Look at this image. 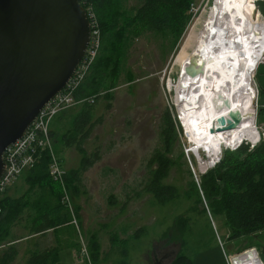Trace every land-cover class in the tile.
<instances>
[{"label": "rangeland", "instance_id": "rangeland-1", "mask_svg": "<svg viewBox=\"0 0 264 264\" xmlns=\"http://www.w3.org/2000/svg\"><path fill=\"white\" fill-rule=\"evenodd\" d=\"M234 1L248 10L254 26L256 58L252 77L257 91L255 127L260 135L255 143L243 140L235 147H222L220 153L225 149L235 150L243 142L253 147L264 139V112L260 114L264 109V77H257L258 66H264V43H257L254 21V17L260 20L264 29V4H261L264 0ZM137 3L138 0H127L126 6L132 8ZM212 3L213 0L197 3L187 31L175 46L170 37L166 40L155 32H147L133 39L125 48L118 87L111 92L113 99L107 101L102 95L94 104V127L82 145L87 165L83 164V156L76 148H68L61 142L57 147L55 143L66 174L80 170L77 178L80 194L78 197L73 194L74 208H79L78 224L70 227L67 239L62 241L61 264H148L147 259L156 264L155 258L159 264H170L181 250L193 264H226L224 251L228 256H236L243 251L246 240L228 242L223 219L212 218L210 213L203 214V206H197L194 197L188 199L186 196L190 181H198L200 174L215 166L211 165L208 151L198 150V145L191 141L179 107L175 105L181 85V68L176 61L180 55L191 54L195 49L196 37ZM129 72L134 77L131 83L127 81ZM83 99L77 98L78 101ZM190 100L193 101L191 97L185 98V101ZM80 106L67 109L66 118L77 114ZM167 112L175 122L177 137L170 153L176 165L165 183L179 187L181 196L160 205L144 188L149 181L148 162L155 151L163 149L161 130ZM58 126L66 129L67 120L60 121ZM190 149L200 162L189 154ZM180 217L191 218L184 246L176 229V221ZM19 227L13 231V239L28 236L26 226ZM93 234L101 247L97 262H93ZM42 236L15 243L18 253L11 264H27L28 250L33 244L45 247L47 238L42 240ZM253 239L264 261V235ZM6 248H0V256Z\"/></svg>", "mask_w": 264, "mask_h": 264}, {"label": "trees", "instance_id": "trees-1", "mask_svg": "<svg viewBox=\"0 0 264 264\" xmlns=\"http://www.w3.org/2000/svg\"><path fill=\"white\" fill-rule=\"evenodd\" d=\"M126 1L83 0V7L86 10L91 7L96 14L102 45L99 57L76 98L97 96L99 99L104 93V99L112 100L111 92L118 87L125 48L133 39L147 32H155L166 40L170 37L175 46L187 31L193 19V10L200 0H138L132 8L126 6ZM254 21L258 32L257 43L263 44L264 29L260 20L254 17ZM259 75L264 77V66H258L257 77ZM133 78L129 72L127 81L131 83ZM262 87L264 89V83ZM107 107L110 108V105ZM80 108L77 114L66 118L68 111H63L55 118L51 126V138L57 154L59 152L55 143L58 147L61 142L69 148H76L83 156V164L87 165L88 159L82 145L94 127L95 105L85 103ZM263 112L264 109L260 114ZM62 120H67L66 129L58 126ZM161 137L163 149L155 151L148 162L149 181L144 190L158 204L165 205L181 196L179 187L165 183L176 165V161L170 157L177 137L176 125L168 112L165 114ZM31 170L32 189L37 187L44 190L43 197H29V193L18 198L6 197V193L0 197V248L7 247L0 256V264H11L15 260L18 251L10 245L15 242L10 240L11 234L13 228L25 220L29 235H43L50 229L54 232L60 229L58 231L66 233L72 222L71 211L62 203L63 189L50 176L49 155L44 154ZM223 171L225 173L220 181L218 177ZM79 174L80 170H72L66 175L65 181L68 191L76 197L80 194L77 184ZM186 196L188 199L194 197L196 205L203 206V214L210 213L212 218L223 219L228 242L246 240L243 251L256 247L253 238L264 235V139L253 147L243 142L235 150H223L221 161L213 169L200 174L198 181H190ZM75 208L79 213V208ZM190 221L189 217H180L176 221L182 246L187 243L184 237L190 231ZM91 246L95 254L93 262H97L101 247L95 234L91 236ZM61 251V243L45 250H34L30 252L27 264H61ZM170 264H193V261L181 250Z\"/></svg>", "mask_w": 264, "mask_h": 264}, {"label": "water", "instance_id": "water-1", "mask_svg": "<svg viewBox=\"0 0 264 264\" xmlns=\"http://www.w3.org/2000/svg\"><path fill=\"white\" fill-rule=\"evenodd\" d=\"M82 2L0 0V177L5 150L66 88L87 53L91 28ZM183 72L195 77L202 69L189 64ZM183 91L179 85L180 96ZM240 122L239 114L231 113L219 119L218 130H233Z\"/></svg>", "mask_w": 264, "mask_h": 264}, {"label": "bare ground", "instance_id": "bare-ground-1", "mask_svg": "<svg viewBox=\"0 0 264 264\" xmlns=\"http://www.w3.org/2000/svg\"><path fill=\"white\" fill-rule=\"evenodd\" d=\"M253 33V21L242 4L234 0H213L196 37L195 49L191 54L180 55L176 61L180 64L184 91L182 96H176L175 105L179 107L191 141L198 145V150L208 151L211 165L222 147H235L243 140L255 143L260 135L255 127ZM189 64L200 67L202 73L195 77L186 75L183 70ZM187 97L193 101H185ZM231 113L239 114L240 124L233 130H218L219 119H227ZM235 262L256 264L252 255L248 259L238 257Z\"/></svg>", "mask_w": 264, "mask_h": 264}, {"label": "built area", "instance_id": "built-area-1", "mask_svg": "<svg viewBox=\"0 0 264 264\" xmlns=\"http://www.w3.org/2000/svg\"><path fill=\"white\" fill-rule=\"evenodd\" d=\"M86 11L90 20L91 40L85 57L77 67V70L66 88L46 104L32 122L24 136L5 150V170L0 177V197H3L8 189L16 183L18 178L25 171L33 169L41 157L47 153L49 155L50 176L54 181L60 183L63 189L62 203L71 211L74 225H77L78 223L75 216L73 199L66 187L65 181L67 174L64 169L63 161L54 150L51 138V126L55 118L61 112L78 104L83 105L87 103L89 105H94L97 102V96L84 98L82 101H78L76 98L80 87L87 79L91 69L98 59L102 45V34L96 14L91 7ZM102 95L103 94L101 93V96ZM193 149H190L189 154H192L193 158L200 162L193 153ZM221 158L222 153H220V156L212 166H216V164L221 161ZM250 255L254 257L256 264H264L258 249L255 247L248 248L236 256H228L224 251L226 264H237L235 262L236 258L244 257L245 259H248L250 258Z\"/></svg>", "mask_w": 264, "mask_h": 264}, {"label": "crops", "instance_id": "crops-1", "mask_svg": "<svg viewBox=\"0 0 264 264\" xmlns=\"http://www.w3.org/2000/svg\"><path fill=\"white\" fill-rule=\"evenodd\" d=\"M65 111L67 112V110H65ZM63 145H65V144H63ZM32 175H33L32 170L25 171L18 178V180L16 181V183L14 185H12L8 189V191L6 192L5 196L6 197H12V198H18V197H22L24 195H27V193H29V197H41V196L43 197L44 196V190L39 189L37 187L34 188V189H32ZM70 194H71V197L73 199V193H70ZM32 213H34V212H32ZM75 216L77 218H79V213L76 212V208H75ZM81 221H82V219H81ZM22 225L25 227V226H27V223H26V225H24V222H23L20 225L15 226L13 228L12 234H11V239L10 240L12 242L13 241H15V242L11 243L10 245H13L14 246L15 243L18 244V243L23 242V241L32 240V239L34 240V238H36L38 236H42V235H29V233H28V236L26 238H17L18 240H16L15 238L13 239V231L17 230L18 228H20L19 226H22ZM72 225H74V223H73V216H72V222L70 224V227ZM70 227H69V229H70ZM25 228L28 229L29 227H25ZM58 230H60V229H58ZM58 230H56L54 232L53 229H50L46 233H44L41 238H42V240H44V238H47V242H46L45 247L44 248L41 247L42 244H39V245L38 244H35V245L33 244V247H30V249L28 250V253H30V252H32L34 250H45L47 248L56 246L58 243H61L62 244V241L64 242V240L67 239V237H68L67 234H68L69 231L66 232V233H63L62 231H58ZM28 231H29V229H28ZM4 248H5V246H4ZM103 251H104V249H103ZM155 260H156V258H155ZM147 261H148V264H151V262L149 261V259H147Z\"/></svg>", "mask_w": 264, "mask_h": 264}, {"label": "flooded vegetation", "instance_id": "flooded-vegetation-1", "mask_svg": "<svg viewBox=\"0 0 264 264\" xmlns=\"http://www.w3.org/2000/svg\"><path fill=\"white\" fill-rule=\"evenodd\" d=\"M166 258V257H165ZM156 261V260H155ZM156 263V262H155Z\"/></svg>", "mask_w": 264, "mask_h": 264}]
</instances>
